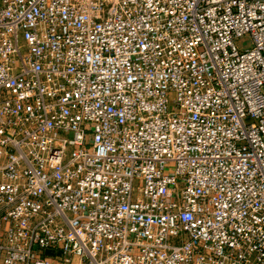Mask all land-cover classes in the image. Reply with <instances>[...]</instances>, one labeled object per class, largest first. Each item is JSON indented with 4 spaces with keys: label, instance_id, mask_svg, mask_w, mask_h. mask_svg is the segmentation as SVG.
Returning <instances> with one entry per match:
<instances>
[{
    "label": "built area",
    "instance_id": "1",
    "mask_svg": "<svg viewBox=\"0 0 264 264\" xmlns=\"http://www.w3.org/2000/svg\"><path fill=\"white\" fill-rule=\"evenodd\" d=\"M0 264H264V0H0Z\"/></svg>",
    "mask_w": 264,
    "mask_h": 264
},
{
    "label": "rangeland",
    "instance_id": "2",
    "mask_svg": "<svg viewBox=\"0 0 264 264\" xmlns=\"http://www.w3.org/2000/svg\"><path fill=\"white\" fill-rule=\"evenodd\" d=\"M237 46L241 52H245L253 47V39L251 36H246L238 41Z\"/></svg>",
    "mask_w": 264,
    "mask_h": 264
}]
</instances>
